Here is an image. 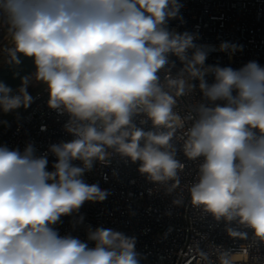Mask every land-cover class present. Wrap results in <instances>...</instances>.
<instances>
[{"label": "clouds", "instance_id": "clouds-1", "mask_svg": "<svg viewBox=\"0 0 264 264\" xmlns=\"http://www.w3.org/2000/svg\"><path fill=\"white\" fill-rule=\"evenodd\" d=\"M181 8L180 0H0L12 41L0 57L17 65L21 55L33 59L48 107L68 117L64 130L73 137L49 146L51 171L48 152L36 155L33 144L23 151L0 145V264H140L135 237L89 226L82 241L54 227L85 202L107 198L83 177L114 155L138 163L168 194L186 167L178 152L199 160L191 203L264 242V66L206 65L209 53L194 43L196 34L168 27L182 19ZM173 56L182 65L175 75ZM29 80L15 92L0 82V111L31 105ZM197 91L199 101L178 113V99ZM227 233L248 239L246 231ZM200 257L213 264L207 253ZM218 259L234 264L228 250Z\"/></svg>", "mask_w": 264, "mask_h": 264}, {"label": "built area", "instance_id": "built-area-1", "mask_svg": "<svg viewBox=\"0 0 264 264\" xmlns=\"http://www.w3.org/2000/svg\"><path fill=\"white\" fill-rule=\"evenodd\" d=\"M180 3L182 19L170 20L168 27L179 33L196 34L194 43L209 53L206 65L239 69L256 61L264 66V0H180ZM9 40L6 26L0 22V46ZM222 42L237 45L239 50L234 54L219 51ZM170 59L176 61L172 68L175 75L182 65L174 56ZM207 79L212 82L211 75ZM32 97L31 105L20 108L0 129V145L23 151L31 143L39 156L48 152L50 145L68 142L73 137L64 130L68 117L48 107L46 86ZM199 99L198 91L179 98L175 110L183 115ZM177 158L186 167L180 173V186L171 194L149 182L138 171V163L119 155L111 157L107 164L96 162L83 178L86 183L98 184L106 190L107 198L102 202H85L79 212L63 216L54 227L61 236L70 234L82 241H87L89 226L135 237L140 264H202L200 252L207 253L213 264H219L223 250L233 254L234 264H264V242L256 241L250 229L234 222H218L191 203L188 187L197 178L200 161H189L182 152H178ZM48 160L51 171L56 157L48 152ZM180 197L183 203L174 205L173 200ZM228 227L246 231L248 239L230 237Z\"/></svg>", "mask_w": 264, "mask_h": 264}, {"label": "water", "instance_id": "water-1", "mask_svg": "<svg viewBox=\"0 0 264 264\" xmlns=\"http://www.w3.org/2000/svg\"><path fill=\"white\" fill-rule=\"evenodd\" d=\"M19 59L20 63L18 65L5 63L0 68V82L11 87L14 92L21 86L23 77H31L36 71L32 58L21 55Z\"/></svg>", "mask_w": 264, "mask_h": 264}, {"label": "rangeland", "instance_id": "rangeland-1", "mask_svg": "<svg viewBox=\"0 0 264 264\" xmlns=\"http://www.w3.org/2000/svg\"><path fill=\"white\" fill-rule=\"evenodd\" d=\"M11 38L9 41H5L0 48H3L5 45L11 46ZM6 62H4L3 58L0 57V68L5 64ZM34 75L30 78L29 80V84H28V92L33 95L35 93H37L38 91H40L45 85H43L42 83L35 81L34 80ZM34 87V89H33ZM20 110V109H18ZM18 110L14 111V112H9V113H4L3 111L0 112V129L7 124V122L9 121V119L12 117V115L14 113H16Z\"/></svg>", "mask_w": 264, "mask_h": 264}, {"label": "trees", "instance_id": "trees-1", "mask_svg": "<svg viewBox=\"0 0 264 264\" xmlns=\"http://www.w3.org/2000/svg\"><path fill=\"white\" fill-rule=\"evenodd\" d=\"M34 73H35V72H34ZM34 73L31 75V77L34 75ZM31 77H30V78H31Z\"/></svg>", "mask_w": 264, "mask_h": 264}]
</instances>
